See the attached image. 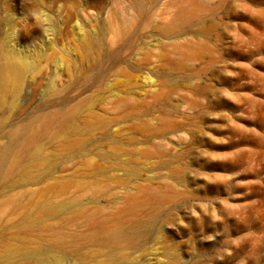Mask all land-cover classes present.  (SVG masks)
Wrapping results in <instances>:
<instances>
[{
	"label": "rangeland",
	"instance_id": "374dc122",
	"mask_svg": "<svg viewBox=\"0 0 264 264\" xmlns=\"http://www.w3.org/2000/svg\"><path fill=\"white\" fill-rule=\"evenodd\" d=\"M215 4L170 37L158 27L180 0H146L140 12L129 0H0V50L26 62L0 93V147L32 117L74 113L0 178V232L44 246L63 232L72 252L62 263L91 264L92 247L71 238L86 227L66 223L70 211L33 234L18 230L10 201L74 200L108 216L174 184L191 197L159 231L183 264H264V1H228L224 12ZM168 159L177 184L160 164ZM147 247L122 264H164L158 246Z\"/></svg>",
	"mask_w": 264,
	"mask_h": 264
},
{
	"label": "bare ground",
	"instance_id": "6f19581e",
	"mask_svg": "<svg viewBox=\"0 0 264 264\" xmlns=\"http://www.w3.org/2000/svg\"><path fill=\"white\" fill-rule=\"evenodd\" d=\"M130 7L135 12H140L146 0H129ZM212 0H180L175 14L168 24L158 27V31L165 36H178L192 24L201 19V14L208 12ZM233 0H216L214 9L217 11L224 7L225 2ZM260 2V0H258ZM262 1V0H261ZM264 1V0H263ZM258 19V18H257ZM257 19L254 22L258 21ZM253 22V23H254ZM127 24V23H125ZM256 24V23H255ZM258 25V24H257ZM124 26V25H123ZM201 27V33L206 34L215 29ZM123 27L119 30L122 31ZM251 37L256 33L253 30L248 32ZM255 38V37H254ZM26 66L22 56L16 53H4L0 50V93L4 92L9 85L16 86L21 70ZM73 111L58 110L48 115L39 114L14 127L9 133L6 144L0 147V178L18 163L23 153L28 149H36L39 146V138L52 126L71 124ZM74 142L72 145L77 144ZM42 158L37 162H46ZM161 165L169 169L171 179L177 184L180 181L177 170L172 168V159L161 160ZM23 181L30 179L31 169H23ZM175 179V180H174ZM191 195L185 191H178L175 185H167L165 193L158 191L150 194L143 201L130 198L124 207L108 215L102 216L100 209L87 211L74 200L58 201H34L33 204L20 205L19 201H10L19 209L21 214L19 231L42 232L47 231L45 222L57 217L61 213L70 211L71 218L82 221L86 232L71 238L82 240L86 245L92 247L91 264H122L129 261V250L145 253L150 242L158 246L165 259L164 264H183L179 253L170 245L161 232L159 226L165 220L168 223L174 222L173 204L190 198ZM166 213L164 212L165 206ZM53 225V224H52ZM88 229V232H87ZM52 231L57 232V229ZM66 238L70 235L57 233L51 240V244L44 246L42 242L31 239L20 244H15L3 232H0V264H63ZM246 258V253L243 252ZM210 260V259H209ZM194 261L192 264H199ZM70 264H75L71 262Z\"/></svg>",
	"mask_w": 264,
	"mask_h": 264
}]
</instances>
